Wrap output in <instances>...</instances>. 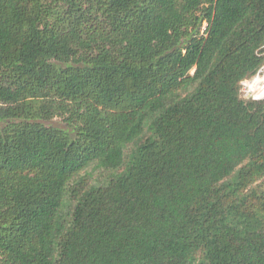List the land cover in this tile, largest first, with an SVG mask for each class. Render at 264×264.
Listing matches in <instances>:
<instances>
[{
    "label": "trees",
    "instance_id": "obj_1",
    "mask_svg": "<svg viewBox=\"0 0 264 264\" xmlns=\"http://www.w3.org/2000/svg\"><path fill=\"white\" fill-rule=\"evenodd\" d=\"M263 68L264 0H0V264H264Z\"/></svg>",
    "mask_w": 264,
    "mask_h": 264
},
{
    "label": "rangeland",
    "instance_id": "obj_2",
    "mask_svg": "<svg viewBox=\"0 0 264 264\" xmlns=\"http://www.w3.org/2000/svg\"><path fill=\"white\" fill-rule=\"evenodd\" d=\"M259 74L261 75L258 77ZM258 75L255 76L256 79H260V80L264 79V68L258 73ZM249 86L250 88H247V90L253 92L255 94L254 95L255 97H258L259 93L255 91V87H259V86L264 87V82H261L259 86H254V83H250ZM260 100H264V99H260ZM57 121L60 122L61 119H57ZM113 174L114 173L105 171L102 168H99L93 165L92 167L87 169L85 172L81 173L79 181L84 180L85 183H87L89 186H101L102 184H105L108 181V179L112 177Z\"/></svg>",
    "mask_w": 264,
    "mask_h": 264
},
{
    "label": "built area",
    "instance_id": "obj_3",
    "mask_svg": "<svg viewBox=\"0 0 264 264\" xmlns=\"http://www.w3.org/2000/svg\"><path fill=\"white\" fill-rule=\"evenodd\" d=\"M261 74L258 75V77L260 76ZM257 77V78H258ZM260 79H256V77L252 78V79H248V80H244L243 82H241V89H240V93H241V96L243 98H253L254 100H260L258 97H255L254 96V93L247 90V88H250V83H254V86H259L260 82Z\"/></svg>",
    "mask_w": 264,
    "mask_h": 264
},
{
    "label": "bare ground",
    "instance_id": "obj_4",
    "mask_svg": "<svg viewBox=\"0 0 264 264\" xmlns=\"http://www.w3.org/2000/svg\"><path fill=\"white\" fill-rule=\"evenodd\" d=\"M258 82H264V79L263 80H260ZM254 91V90H253ZM255 91H257L259 94H258V98L259 99H264V87H255ZM255 95V94H254Z\"/></svg>",
    "mask_w": 264,
    "mask_h": 264
}]
</instances>
